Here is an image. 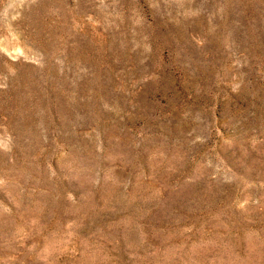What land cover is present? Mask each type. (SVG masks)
<instances>
[{"label": "rangeland", "instance_id": "obj_1", "mask_svg": "<svg viewBox=\"0 0 264 264\" xmlns=\"http://www.w3.org/2000/svg\"><path fill=\"white\" fill-rule=\"evenodd\" d=\"M0 264H264V0H0Z\"/></svg>", "mask_w": 264, "mask_h": 264}]
</instances>
